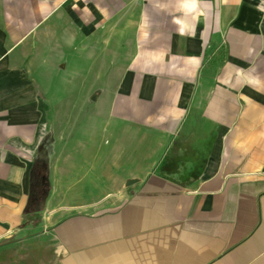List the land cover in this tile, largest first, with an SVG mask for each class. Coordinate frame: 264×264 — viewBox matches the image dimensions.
I'll return each instance as SVG.
<instances>
[{"label":"crops","instance_id":"obj_1","mask_svg":"<svg viewBox=\"0 0 264 264\" xmlns=\"http://www.w3.org/2000/svg\"><path fill=\"white\" fill-rule=\"evenodd\" d=\"M0 264H264V0H0Z\"/></svg>","mask_w":264,"mask_h":264},{"label":"water","instance_id":"obj_2","mask_svg":"<svg viewBox=\"0 0 264 264\" xmlns=\"http://www.w3.org/2000/svg\"><path fill=\"white\" fill-rule=\"evenodd\" d=\"M40 159L43 161V165L45 166V170L47 171L48 170L47 159L43 155L40 156ZM43 182H45L49 186V177L47 174L43 176ZM48 194H49V190L46 189L45 192L39 196L36 207L37 211H41L45 208V202L47 200Z\"/></svg>","mask_w":264,"mask_h":264},{"label":"flooded vegetation","instance_id":"obj_3","mask_svg":"<svg viewBox=\"0 0 264 264\" xmlns=\"http://www.w3.org/2000/svg\"><path fill=\"white\" fill-rule=\"evenodd\" d=\"M43 172L40 171L38 172V175H37V182L35 184V193L33 194V197L34 199L36 200V202L38 201V198L41 194H43L46 190V183L43 182Z\"/></svg>","mask_w":264,"mask_h":264},{"label":"trees","instance_id":"obj_4","mask_svg":"<svg viewBox=\"0 0 264 264\" xmlns=\"http://www.w3.org/2000/svg\"><path fill=\"white\" fill-rule=\"evenodd\" d=\"M41 171V165L39 164L38 167L35 168V171H34V175H33V186H35L38 178H37V172H40Z\"/></svg>","mask_w":264,"mask_h":264},{"label":"rangeland","instance_id":"obj_5","mask_svg":"<svg viewBox=\"0 0 264 264\" xmlns=\"http://www.w3.org/2000/svg\"><path fill=\"white\" fill-rule=\"evenodd\" d=\"M43 175H45V174L43 173Z\"/></svg>","mask_w":264,"mask_h":264}]
</instances>
